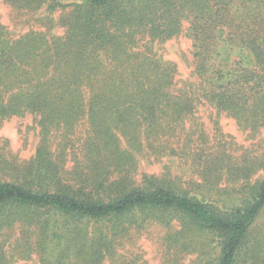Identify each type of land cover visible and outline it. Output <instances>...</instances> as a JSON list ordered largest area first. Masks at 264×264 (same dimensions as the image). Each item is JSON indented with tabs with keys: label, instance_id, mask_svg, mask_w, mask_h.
Listing matches in <instances>:
<instances>
[{
	"label": "trees",
	"instance_id": "trees-1",
	"mask_svg": "<svg viewBox=\"0 0 264 264\" xmlns=\"http://www.w3.org/2000/svg\"><path fill=\"white\" fill-rule=\"evenodd\" d=\"M2 1L38 29L13 36L0 23V121L33 116L39 141L29 160L0 149V264H128L119 251L152 226L165 231L164 264L210 243L219 254L206 264H264V238L250 239L264 153L210 159L190 136L172 147L204 103L264 129V0ZM184 23L197 83L177 87L152 44ZM173 157L192 158L190 194L139 173Z\"/></svg>",
	"mask_w": 264,
	"mask_h": 264
},
{
	"label": "rangeland",
	"instance_id": "rangeland-1",
	"mask_svg": "<svg viewBox=\"0 0 264 264\" xmlns=\"http://www.w3.org/2000/svg\"><path fill=\"white\" fill-rule=\"evenodd\" d=\"M0 23L13 36H19L31 29H38L28 17L17 14L2 0H0ZM187 26V23L183 24V32L178 36L152 44L156 58L176 66L177 87H184L186 83H197L193 75L191 41L184 34ZM55 34L61 35L62 31L56 30ZM33 120V116L25 115L23 118L0 121V149L3 150L5 156L29 160L34 155L39 137L37 125ZM178 136L179 143L175 139L172 147L177 150L182 148L185 137L190 136L192 141V144H189L190 152L202 150V156L210 159V154H225L232 159H237L243 156H260L264 153V129L254 134L249 130H242L235 120L224 113L216 112L205 103L198 105L194 115L183 123V127L178 130ZM139 173L165 178L166 181L170 180L173 186L188 194L192 192L190 182H201L193 167L192 158H162L159 163L154 162V164L143 160L139 164ZM216 199L218 203L216 206L219 209L230 204L226 196L217 195ZM211 200L208 201L209 204H212ZM164 232L161 227L152 226L138 235H132L131 239L124 244L123 249L119 251V255L128 264H164L161 245ZM254 235L264 238V209L252 225L250 239ZM211 239V236L202 234L195 240L210 243ZM210 247V250H204V255H201L198 252L201 248L198 246V251L194 255L184 257L179 264H206L215 261L219 252L216 244L210 243ZM197 256L201 258L196 260ZM27 264L39 263L33 256Z\"/></svg>",
	"mask_w": 264,
	"mask_h": 264
}]
</instances>
